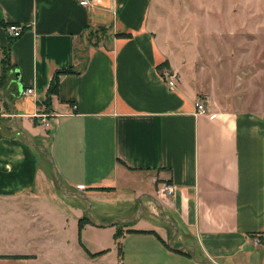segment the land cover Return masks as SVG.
Here are the masks:
<instances>
[{"label":"crops","instance_id":"crops-1","mask_svg":"<svg viewBox=\"0 0 264 264\" xmlns=\"http://www.w3.org/2000/svg\"><path fill=\"white\" fill-rule=\"evenodd\" d=\"M157 2L164 0H0V61L9 66L0 87L65 186L84 192L97 211L101 200L127 189L157 194L178 227L172 246L192 245L196 260L166 245L165 228L79 226L85 201L59 190L45 156L16 129L0 133V264H108L112 249L103 233L120 255L121 239L135 237L144 258L264 264V110L206 98L197 59L170 45L180 40L174 32L158 29ZM11 22L22 25L20 35L8 34ZM66 67L72 70L58 72L57 92L46 103L54 73ZM27 87L33 91L24 93ZM197 100L206 112L196 111ZM35 112H48L49 125ZM162 182L172 194L159 193Z\"/></svg>","mask_w":264,"mask_h":264},{"label":"rangeland","instance_id":"rangeland-1","mask_svg":"<svg viewBox=\"0 0 264 264\" xmlns=\"http://www.w3.org/2000/svg\"><path fill=\"white\" fill-rule=\"evenodd\" d=\"M156 9L158 29L166 32L167 37L174 32L180 39L178 42L171 41L170 45L177 46V51L183 48L185 54L193 55L197 59L198 68L205 72L203 81L206 84L207 99L220 107L264 110V0H164V3H156ZM7 79L6 75L2 85L7 84ZM1 102L0 133L15 132L10 108L4 105V100ZM6 124L7 128L2 129L1 125ZM17 135L20 138L18 132ZM49 169L52 172L50 165ZM140 195L127 189L108 200H101L100 211H97L96 202H91L90 214L93 218L98 217L100 212L111 214L134 208L136 214ZM152 195L158 198L157 194ZM141 203L143 212L139 220L118 225L152 227L156 230L165 228L170 237L171 227L162 221L158 211L154 213L148 209V199L143 197ZM165 212L169 215V212ZM130 216L125 214L122 217ZM98 219L107 223L113 218ZM107 237L106 233L101 236L104 244L112 249L105 257L108 264H161L162 259L168 261L167 264H175L172 258L155 257L153 253H149L148 257H141L137 251L140 247L133 242L135 237H130L124 244L123 238L121 239L120 255L118 247L110 245ZM122 244L126 248L125 253ZM140 258H144L145 263Z\"/></svg>","mask_w":264,"mask_h":264},{"label":"water","instance_id":"water-1","mask_svg":"<svg viewBox=\"0 0 264 264\" xmlns=\"http://www.w3.org/2000/svg\"><path fill=\"white\" fill-rule=\"evenodd\" d=\"M1 73H2V66H1V63H0V76H1ZM15 74H16V79L19 78V71L17 69H15ZM17 85H18L19 88L21 87L19 81H17ZM19 93H20V90L18 91V94ZM0 94H1L2 98L4 99V101L10 107L11 115H12V124L16 127L18 134L21 136V138L23 139V141L26 144L35 147L37 150H39L45 156V158L47 159V161H48V163L50 165L54 180H55L59 190L62 193H64V194L73 195V196H76V197H78L80 199H83L85 201V203H86L85 213H86L87 219L92 224H94L95 226L103 227V226H114V225H116L118 223H129V222L137 221V220H139V218L141 217V214L143 212V205H142L141 201H142L143 197H148L153 202L155 207L157 208L158 214L161 217L162 221L165 224H167V225H169L171 227V235L168 238V240L166 241V245L169 248H172L173 250H176V251L187 249V250H189L191 252L192 258L194 260H196L195 249H194V247L192 245L184 244V245H180V246H177V247H173L172 246L171 242H172V239H173L174 235L176 234V232L178 230V227H177L176 223L165 214V211H164V208H163L161 202L156 197H154L152 195H149V194L140 195L138 211L133 216H130V217H122V216L115 217V218H113L111 221H109L107 223L98 222V221L94 220L92 218L91 214H90L91 200L89 199V197L84 192L72 190V189L68 188L67 186H65L63 184V182L61 181V178L59 176L57 168H56V166H55V164L53 162V159H52L51 154L49 153L48 149L45 146H43L42 144H40L38 142H35L31 138H29V135L27 134L26 130L18 122L17 117H16V112H15V107L13 106V104L11 103V101L9 100L7 95L5 94V90H4L3 87H0ZM205 261L207 263L212 264L209 260H205Z\"/></svg>","mask_w":264,"mask_h":264},{"label":"built area","instance_id":"built-area-1","mask_svg":"<svg viewBox=\"0 0 264 264\" xmlns=\"http://www.w3.org/2000/svg\"><path fill=\"white\" fill-rule=\"evenodd\" d=\"M79 2L84 5H90L94 3L95 0H79ZM22 28H23L22 25L15 22H11L6 25L7 32L12 37H16L20 35V33L22 32ZM168 84L171 86L174 85V80L172 79V75H170L168 79ZM32 91H33L32 87H27L24 89V93H30ZM195 107L197 112L204 113L207 111V107L202 101L199 100L195 101ZM34 114L39 118V122H42L45 126L49 125L50 114L48 112H37V113L35 112ZM158 191L163 195H170L173 193V186L169 183L162 182L158 187Z\"/></svg>","mask_w":264,"mask_h":264},{"label":"trees","instance_id":"trees-1","mask_svg":"<svg viewBox=\"0 0 264 264\" xmlns=\"http://www.w3.org/2000/svg\"><path fill=\"white\" fill-rule=\"evenodd\" d=\"M1 63V66H2V73H1V76H0V84H2V80L5 78V76L7 75L8 73V70H9V66H7L4 62L0 61ZM162 65H166V63L162 64ZM72 68L71 67H66V68H61L59 70H57L52 79H51V83L49 85V88L47 90V96L45 98V102L46 103H50V96L52 93H55L57 92V87H58V72H62V71H71ZM5 106L9 107V105L5 102L4 103ZM10 108V107H9ZM20 139L23 140L20 136ZM87 219V217H83L79 220V226L82 225ZM120 224V223H118ZM117 224V225H118ZM121 225H124V224H121ZM119 226V225H118ZM120 227V226H119ZM133 230V229H132ZM134 231H144V230H134ZM149 232H153L155 233L156 235H158L156 232H154L153 230H148ZM121 234V231L119 229H117L114 233V238H117L119 235ZM160 238V236H159ZM165 242V241H164Z\"/></svg>","mask_w":264,"mask_h":264}]
</instances>
